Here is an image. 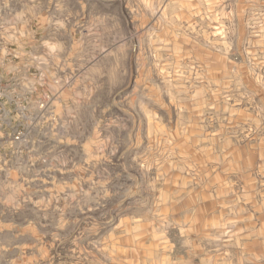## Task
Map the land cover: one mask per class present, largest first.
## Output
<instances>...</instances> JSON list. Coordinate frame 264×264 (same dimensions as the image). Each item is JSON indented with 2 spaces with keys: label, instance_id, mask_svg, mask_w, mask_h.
Segmentation results:
<instances>
[{
  "label": "rangeland",
  "instance_id": "rangeland-1",
  "mask_svg": "<svg viewBox=\"0 0 264 264\" xmlns=\"http://www.w3.org/2000/svg\"><path fill=\"white\" fill-rule=\"evenodd\" d=\"M0 38V264H264V0H0Z\"/></svg>",
  "mask_w": 264,
  "mask_h": 264
},
{
  "label": "built area",
  "instance_id": "built-area-1",
  "mask_svg": "<svg viewBox=\"0 0 264 264\" xmlns=\"http://www.w3.org/2000/svg\"><path fill=\"white\" fill-rule=\"evenodd\" d=\"M21 57L16 55V51L14 49H9L7 45L1 46V38H0V69L7 71V73H12L13 75L16 73L23 72V83L26 84V80L28 81L30 78L29 72L34 67V64H31L33 52L31 48H23ZM24 57H27V62L24 60ZM16 58V61H14ZM23 62V64H21ZM25 62V63H24ZM13 76H11L10 80H13ZM18 81H15V85H19ZM1 99V97H0Z\"/></svg>",
  "mask_w": 264,
  "mask_h": 264
}]
</instances>
